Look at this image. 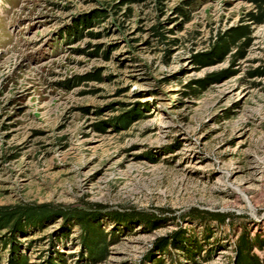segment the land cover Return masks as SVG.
I'll list each match as a JSON object with an SVG mask.
<instances>
[{"label": "rangeland", "instance_id": "rangeland-1", "mask_svg": "<svg viewBox=\"0 0 264 264\" xmlns=\"http://www.w3.org/2000/svg\"><path fill=\"white\" fill-rule=\"evenodd\" d=\"M254 11L249 0H0V207L68 216L16 237L26 264H236L241 238L252 243L243 263L264 264V73L247 75L264 67V25L245 21ZM244 24L242 58L233 48L193 61ZM77 212L96 217L88 235L69 219ZM132 212L152 222L118 221ZM98 231L104 254L93 259L83 242ZM160 239L178 246L161 252ZM7 253L0 246V264Z\"/></svg>", "mask_w": 264, "mask_h": 264}, {"label": "trees", "instance_id": "trees-1", "mask_svg": "<svg viewBox=\"0 0 264 264\" xmlns=\"http://www.w3.org/2000/svg\"><path fill=\"white\" fill-rule=\"evenodd\" d=\"M255 8L254 12H249L245 16V21L249 22L252 25H264V0H249ZM175 11L184 18H187L185 11L181 8L177 7ZM104 18V13L102 11L96 12L92 16L91 22H97L98 20H102ZM245 22V23H246ZM155 37L162 39L161 33L158 31V26L153 28ZM250 30L248 24L239 25L231 28L226 34L219 35L214 43L211 45L210 51L206 54L194 56V62L198 65H210L212 63H216L221 61L230 51L234 48L235 53L232 56V61H235L236 58H242L244 54L245 48L248 46L250 38H249ZM72 37V36H71ZM233 63V62H232ZM229 73L228 70L221 71L218 74L210 75L206 78L205 81H197L198 83H203L206 81H217L222 79ZM264 73V67L259 70H253L248 72V76H256L258 74ZM127 121H123V125H125ZM63 216L64 218H68L66 214L61 212H55L51 210L46 205H38V206H19V207H0V231L2 234L0 235V246H7L8 253L6 258V264H26L24 258L18 255L16 248V237L18 235H23L27 227H37L44 221L49 220L53 216ZM122 220H118L117 216H113V220L115 221H124L127 222L129 220H137L141 223L150 224L152 219L149 217L143 216L140 213L132 212L130 214L121 215ZM124 217V218H123ZM213 220L222 221V217L217 215L211 216ZM69 219L75 221V223L83 229L84 234L88 235V231L92 227L90 222L95 221L96 217L91 214L86 213H74L69 216ZM103 232L98 231L97 236L93 238H86L83 242V247L86 249L87 254L90 258L101 257L104 254V240H103ZM5 239V240H4ZM241 241L237 246H235V262L236 264H244L243 261H252V256H249L248 252L252 247V243H247L240 239ZM176 245L172 240L169 242L160 239L157 242V249L163 252L166 247ZM178 246V243L177 245ZM175 246V247H176ZM253 262V261H252ZM49 263V262H48ZM52 264V263H49ZM254 264H257L255 262Z\"/></svg>", "mask_w": 264, "mask_h": 264}]
</instances>
